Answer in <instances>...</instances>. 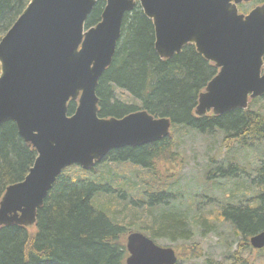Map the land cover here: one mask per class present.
Here are the masks:
<instances>
[{
  "label": "water",
  "instance_id": "water-1",
  "mask_svg": "<svg viewBox=\"0 0 264 264\" xmlns=\"http://www.w3.org/2000/svg\"><path fill=\"white\" fill-rule=\"evenodd\" d=\"M253 0H105L101 20L84 30L96 0H29L0 38V126L13 121L36 151L25 177L0 199V227L35 223L52 184L67 167L90 170L110 151L140 147L170 134L167 117L137 110L100 117L98 81L110 66L126 13L136 4L151 20L159 58L187 44L217 72L198 94L194 114L246 109L264 96V3L247 14L237 5ZM76 102L68 114V103ZM264 248V230L249 237ZM126 264H176L173 248L139 231L126 238Z\"/></svg>",
  "mask_w": 264,
  "mask_h": 264
},
{
  "label": "trees",
  "instance_id": "trees-1",
  "mask_svg": "<svg viewBox=\"0 0 264 264\" xmlns=\"http://www.w3.org/2000/svg\"><path fill=\"white\" fill-rule=\"evenodd\" d=\"M28 1L0 0V38ZM104 5L105 0H96L86 27L100 20ZM215 73L214 65L199 55L193 44H187L181 53L170 59L159 58L154 50L151 21L139 6L126 14L112 63L98 81V115L121 118L127 113L146 110L154 117L169 118L172 131L168 137L153 143L112 150L90 170L77 165L64 169L37 210L33 225L0 227V264H126V238L131 231L142 232L154 242L162 238L190 239V218L186 212H177L172 206L171 185L161 182L157 168L164 161L168 169L169 164L175 162L174 156L179 154L172 152L175 131L209 133L218 130L224 135L227 148L233 143L241 149L253 145L258 148L260 164L253 170L254 180L251 181L257 192L253 190V196L245 201L228 200L217 213L230 223L234 234L246 242L250 236L264 230V106L259 104L264 96L250 99L246 109L198 117L194 114L198 94ZM116 89L125 91L132 100L129 103L118 100L114 96ZM75 107L76 102L70 101L68 114L73 113ZM36 156L35 149L18 134L13 121L0 126V199L8 185L25 177ZM226 161L229 170L237 165L230 155ZM103 163L140 167L149 171L152 180L160 181L161 186L154 190L149 188L148 193L145 190L135 197L130 195L127 202L130 208L137 211L140 208L141 214L150 218L146 224L137 225L138 216L141 217L137 211H133L138 215L134 217L138 220L135 223H124L120 219L115 204H120L127 189L122 194L115 193L114 174L96 171ZM212 168L222 177L226 174L223 168ZM207 179L210 180L209 176ZM245 181L236 184L245 186ZM248 185L246 187H251ZM208 189L210 192L216 189L213 181L208 182ZM192 217L195 224L200 221L207 225L210 220L201 213ZM176 255V264L182 261L224 264L208 257L197 261L203 257L198 247L191 249L186 257ZM231 264L244 262L234 253Z\"/></svg>",
  "mask_w": 264,
  "mask_h": 264
},
{
  "label": "rangeland",
  "instance_id": "rangeland-1",
  "mask_svg": "<svg viewBox=\"0 0 264 264\" xmlns=\"http://www.w3.org/2000/svg\"><path fill=\"white\" fill-rule=\"evenodd\" d=\"M260 0H257L259 2ZM255 3L244 4L240 6V13L246 12ZM114 96L124 102L129 103L132 98L123 90H114ZM260 107L264 106V101L260 102ZM211 114L210 111L206 115ZM172 130L170 129V132ZM224 135L213 130L209 133H199L197 131H175L173 138V151L176 154L175 162L170 163L168 169L165 168L164 161L157 165L160 172V180L164 185H171V203L177 212L187 214L191 224L190 239H180L170 241L162 238L156 239V243L160 246L171 247L176 254H182L184 257L191 252V249L198 247L203 252V260L208 257L224 264H231L232 255L237 253L238 259L244 264H264V248L262 251L252 249L249 243L237 237L229 222L223 220L217 212L223 207L228 200H248L257 192L254 180L253 170L260 164L259 152L254 145L252 148L241 149L236 144H231L227 148L224 144ZM233 157L236 161H232L237 165L228 169L229 163H226L228 156ZM182 160V161H180ZM212 167L223 168L226 174L215 172ZM72 170V169H71ZM75 170V169H74ZM73 171V170H72ZM96 171L105 173L109 171L114 174L115 193L122 194L125 192L124 199L119 201V205L115 204L116 210L119 212L120 219L124 223H135L140 219L137 225L147 223L150 218L141 214V210L132 209L128 206L130 197H135L138 193L149 192V188L155 189L161 186L160 181H154L148 170L127 164H101ZM249 174V176H247ZM209 176V179H207ZM256 178V177H255ZM247 182H246V181ZM118 181V184H116ZM213 181L215 188L213 192L208 189V182ZM245 181L246 187L237 185L236 183ZM126 187L123 188L122 184ZM129 183V184H128ZM248 185V186H249ZM145 193V192H144ZM131 195V196H130ZM119 200V199H118ZM137 211V214H133ZM209 216L210 220L207 225L200 221L195 224L193 220L194 214ZM135 225V224H133ZM130 228V230L133 229ZM180 248V249H179ZM186 264V261L180 262Z\"/></svg>",
  "mask_w": 264,
  "mask_h": 264
},
{
  "label": "flooded vegetation",
  "instance_id": "flooded-vegetation-1",
  "mask_svg": "<svg viewBox=\"0 0 264 264\" xmlns=\"http://www.w3.org/2000/svg\"><path fill=\"white\" fill-rule=\"evenodd\" d=\"M249 3H255V4H254L250 9H248L246 12H243V14H247V13H248L250 10H252L255 6L264 3V1H263V2H258V3H256L255 0H253V1H251V2H242V3H240V4L237 5L238 10H240V9H239L240 6L242 7V5H244V4H249ZM104 6H105V5H104ZM136 6H139V5L136 4ZM136 6H135V7H136ZM135 7H134V8H135ZM139 8H140V7H139ZM140 9H141V8H140ZM133 10H134V9H133ZM133 10H132V11H133ZM132 11H131V12H132ZM141 11H142V10H141ZM131 12L126 13V14H130ZM239 12H240V11H239ZM142 13H143V12H142ZM126 14H125V15H126ZM125 15H124V16H125ZM146 18H147V17H146ZM123 19H124V18H123ZM147 19H148V18H147ZM86 20H87V19H86ZM100 20H101V18H100ZM100 20H99V21H100ZM149 20H150V19H149ZM99 21H98V22H99ZM150 21H151V20H150ZM98 22H97V23H98ZM97 23H96V24H97ZM122 23H123V21H122ZM151 23H152V22H151ZM96 24H94V25H92V26H89V27H86V21H85L84 30H87V29H89L90 27L95 26ZM152 27H153V26H152ZM153 32H154V31H153ZM121 34H122V25H121ZM121 34H120V37H121ZM120 37H119V39H120ZM119 39H118V41H117V45H118ZM185 46H186V45H185ZM185 46H184V47H185ZM194 47H195V46H194ZM116 49H117V46H116ZM182 49H183V48H182ZM195 50H196V49H195ZM181 51H182V50H181ZM115 52H116V51H115ZM180 53H181V52H180ZM175 55H176V54H175ZM113 57H114V56H113ZM172 57H173V56H172ZM172 57H171V58H172ZM162 59H163V58H162ZM169 59H170V58H169ZM263 61H264V57H263ZM209 62H210V61H209ZM212 64H213V63H212ZM110 65H111V64H110ZM106 69H107V68H106ZM215 69H216V68H215ZM216 72H217V70H216ZM98 98H99V97H98ZM98 104H99V102H98ZM196 104H197V103H196ZM195 108H196V107H195ZM194 110H195V109H194ZM127 114H129V113H127ZM124 116H125V115H124Z\"/></svg>",
  "mask_w": 264,
  "mask_h": 264
}]
</instances>
